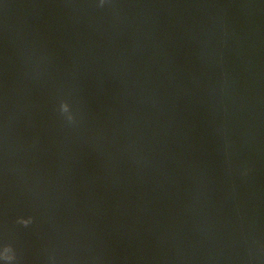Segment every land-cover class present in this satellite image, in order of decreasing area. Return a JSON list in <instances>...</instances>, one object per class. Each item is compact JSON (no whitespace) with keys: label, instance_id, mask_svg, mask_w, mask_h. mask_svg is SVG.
I'll return each mask as SVG.
<instances>
[{"label":"water","instance_id":"95a60500","mask_svg":"<svg viewBox=\"0 0 264 264\" xmlns=\"http://www.w3.org/2000/svg\"><path fill=\"white\" fill-rule=\"evenodd\" d=\"M0 264H264V0H0Z\"/></svg>","mask_w":264,"mask_h":264},{"label":"clouds","instance_id":"9594fccd","mask_svg":"<svg viewBox=\"0 0 264 264\" xmlns=\"http://www.w3.org/2000/svg\"><path fill=\"white\" fill-rule=\"evenodd\" d=\"M61 109H62L63 112H68V105L67 104H62L61 105ZM69 119H71L70 116H69ZM19 223L27 226L29 223H31V218H29V219H21L19 221ZM11 251H12L11 248H7V247L5 248V250H4V258L6 260L10 261V260L14 259V256L9 254V253H11Z\"/></svg>","mask_w":264,"mask_h":264}]
</instances>
